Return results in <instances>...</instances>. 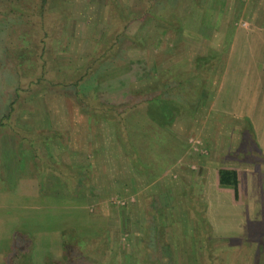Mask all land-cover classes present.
<instances>
[{
	"label": "rangeland",
	"instance_id": "374dc122",
	"mask_svg": "<svg viewBox=\"0 0 264 264\" xmlns=\"http://www.w3.org/2000/svg\"><path fill=\"white\" fill-rule=\"evenodd\" d=\"M8 1L4 0L2 7L8 18L0 17V26L10 29L8 44L15 43L13 29L20 31V24L29 41L24 47L14 48L23 77L37 74L36 62L43 44L35 42L40 38L35 40L33 33L41 37L44 30H49L46 36L51 44L46 49L45 76L38 86L20 93L16 110L9 118L18 131L17 137L0 129V264H10V258L17 264H138L141 251L151 260L149 264H199L207 254L206 244H210L208 254L214 257V264H235L232 259L237 256L249 264L248 258L254 259L257 244L263 240L262 214L259 222H252L247 215L244 228L237 230L239 234L235 230H214L210 223L201 232L195 219L198 215L191 209L203 205L206 211V204L198 193L192 194L194 204L183 201L179 169L165 166L163 172L166 179L161 188L168 183L173 193L155 192L159 184L147 187L151 182L131 167L121 149L117 151L115 127L112 129L103 116L89 119L79 101L86 99L93 112L105 109V103L94 100L95 106L93 98L86 96L95 88L87 90L81 84L85 83L82 77L97 73L99 81L110 86L125 85L116 92L119 104L115 109L122 111L133 101L138 103L135 112L129 113L133 116L125 115L135 142L147 147L158 145L165 149L161 156L168 161L174 157L176 161L172 162L178 165L183 154L181 141H185L190 161L202 163L206 159L215 167L225 161L239 164L237 140L242 135L246 137L247 123L214 116L212 102L222 82L220 107L238 112L241 105L245 107L254 85L262 86L261 80H252L264 63V31L246 35L243 28L258 26L264 0H224V5L220 4L223 0H152L153 17L167 18L178 27L181 20L185 28L165 38L161 24L153 22L147 29V22L142 20L146 9L143 0H47L44 26L39 24L40 14L32 12L37 0ZM9 18L17 22H6ZM202 19L208 27L201 29ZM52 29L60 37L59 44L53 42L56 35ZM232 46L252 50V55L239 52L243 61L248 58L246 71L229 63ZM227 67L229 72L222 81ZM192 69L197 74L190 78L187 73ZM77 81L79 86H74ZM179 81L183 82L182 88ZM122 91L125 94L120 96ZM3 92L0 118L8 112L10 101L9 92ZM159 96L183 105L168 126L162 119L163 127L149 119V110ZM205 98L209 102H204ZM21 137L34 142L37 149H26ZM174 143L179 149L176 156L169 149ZM33 152L39 157L34 158ZM250 152L254 158L247 162H258L259 151ZM158 153V149L145 150L144 155L154 159ZM87 178L93 179L89 187L84 182ZM133 178L137 181H131ZM128 179L131 187L122 191ZM152 212L160 218L162 238H157L150 228L157 227L154 221L151 223ZM234 218L231 216L228 227H238ZM65 230H73L79 238L92 239L83 248L69 251L63 247ZM259 252L257 260L263 263H257L264 264Z\"/></svg>",
	"mask_w": 264,
	"mask_h": 264
},
{
	"label": "trees",
	"instance_id": "16d2710c",
	"mask_svg": "<svg viewBox=\"0 0 264 264\" xmlns=\"http://www.w3.org/2000/svg\"><path fill=\"white\" fill-rule=\"evenodd\" d=\"M10 1H8V3ZM46 1L47 0L35 1L34 6H33V11H32L34 14H40V22L41 23H39V24L42 26L45 25L44 24V18H45L44 6L46 4ZM143 1H144V5H145L146 9L144 10L145 14L143 15L144 18L142 20H145L147 22V24H148L147 29L153 22L161 24L162 26H164V28L161 30V34L164 38L166 35H169L172 32H177L178 29H179V32H182L183 29H185L183 27V23L181 22V20H179V27H178L175 25L174 22L167 21V18L153 17L152 16L153 14L150 12V8L152 6L153 1L152 0H143ZM3 2H4V0H0V17L5 16L8 18V16H6L4 11L2 10V7L5 5V3H3ZM207 2H209V1H207ZM213 3L214 2L211 1V4H213ZM220 4L224 5L225 1L224 0H223V2L221 1ZM215 6L218 9L217 1H216ZM215 6H214V8H215ZM11 10L13 12H15L16 8H13ZM22 10H24V9H21V11ZM17 13H19V11H17ZM6 22H17V20L9 18ZM202 23L203 24H201V26H202L201 29L208 27V24L206 23V21L204 19H202ZM257 25H258L257 26L258 28L264 29V11L261 13V16H260V19H259V22L257 23ZM19 27H20V31H18L16 28L13 29L14 32L12 31L13 32L12 38H15V43L14 44H8L7 39H8V34H9L10 29L8 26L7 27L6 26H0V94H4L3 91L5 90V94L7 95L9 92L8 96H10L9 97L10 101L8 103L9 104L8 112L5 113L0 118V129L5 128L6 130H9V133L11 135H15L16 137L18 135V131L11 124V122H9V120H10L9 118H12V115H13L14 111L16 110L15 103L19 99L20 93L30 91L32 86H35V85L38 86L41 83L43 76H45V70H46L47 64H48V58L46 57V54H47L46 49H48L49 48L48 46L51 44L49 42L50 40L46 36L47 33H49V30H44L41 37L39 36L38 33H33L32 36L34 39L40 38L39 41H35V42L38 45L43 44V47L41 48V51L38 54V60L36 62V65H37L36 66L37 67L36 73L37 74L35 77H30V78L23 77V75H22L23 71H22L19 63L15 60V58L16 59H18V58L15 55V52H14L15 49L14 48L24 47L26 45V42H29V41L25 39V33L23 32V28H22L21 24ZM139 28L141 30L145 29L143 24H140ZM15 31H17V32H15ZM51 32L54 35H56L53 42L55 44H59V43H57V38L59 37L58 33L53 29L51 30ZM32 43H33V40H32ZM6 44H7V46H5ZM206 59L207 58H201L199 60L203 61ZM194 64L195 63H193V65ZM196 74H197V71L195 72L194 69H192V71H189L187 73L188 76L190 75V78ZM99 77H100V75L98 76L97 73H92L90 76L82 77L81 79L84 80L85 83H81V84L87 90H91L92 88H95V89H93L95 91L94 93H90L89 95H86L87 97L90 96L93 98V104L95 106L97 104H96V102H94V100L98 101L99 104L105 103L106 107H104L105 109L101 108L102 110L97 109L98 111L93 112V111H91V109H89V104L86 101V99H84L81 96V94H79V96L82 97L81 100L79 101V103L84 108V114H86L89 119H93V117H96V116L97 117L103 116V119L105 121H107L110 126H112V129H114V127H115L114 131H115V135L117 138V142L115 141V144H117V146H118L117 151H118V149H121V152L124 153V156H126L128 163L131 165V167L136 172L142 173L145 177L151 176V177H153V180L161 177V175L164 172L165 166L167 169V168H172L175 165V163L172 162L174 157L172 158L171 161L165 160L161 156L162 150H165V149L160 148L158 145L156 147H154L152 145H149L147 147V146H144L138 142H135L134 138L132 139V137L129 133V129H128L129 124L126 123L125 115L126 114L128 115L131 112H135V111H133V109L138 106V103H135L133 101L129 107L122 109V111H118V108H116V109L114 108L115 104H119L118 103L119 101L117 100L118 97L115 95H116V92H118V91L121 92L120 88H122V87L125 88V85L120 86V88L118 86L113 87V86H110L109 84H107L105 82L99 81ZM82 80H80V81H82ZM182 83L183 82L179 81V88H182V85H183ZM112 84H113V82H112ZM74 86H79V81L75 82ZM105 90H106V92H105ZM78 93H80V92H78ZM123 94H125L124 91H122L120 96H122ZM209 97H210V95L208 96V98ZM156 99L157 100H154V106L155 107H153L149 110L150 114H151V117L148 115L150 117L149 119L150 120L152 119L155 123L157 122V124L160 125L161 127H163L164 123H166V125L168 126L172 123V121L176 120L177 116L181 113V110H183V105L180 104L179 101H176L173 99H162L160 96H159V98H156ZM205 100H207V98H205L203 101L205 102ZM203 101H201L200 103H202ZM84 102H86V104ZM204 102L202 103L203 105H205ZM91 106H93V105H91ZM129 115L133 116L134 113L129 114ZM128 117L129 116H127V118ZM144 119L147 121L146 117H144ZM161 119L164 121V123L161 122ZM236 121L239 122V120H237V119H236ZM247 122L248 123H247L246 131L252 132V127L249 124V121H247ZM132 123L133 122L131 121V124ZM8 127H9V129H8ZM110 137H111V140H113V136H110ZM21 139L24 141V143H31L30 140H28L26 137H21ZM151 139H152V137H151ZM175 144L176 143H174V145H172V147H170L169 149L172 151V154H174L176 156L175 153L179 149H178L177 145H175ZM153 149H158L160 153L156 154V156L153 157L154 159H146V157L144 155L145 150L146 151L147 150L152 151ZM169 149H167V150H169ZM93 150H96L95 154H97V152H98L97 149L93 147ZM33 153L35 154V158L39 157L36 152H33ZM249 153L250 152L248 151L247 156H245V157L247 160L251 159V161H252V158H254V157L249 158ZM251 155L253 156L252 152H251ZM262 160L264 161V158ZM173 161H176V159ZM91 165L93 166V164H91ZM92 166H87V167L89 169ZM94 169H96V168H94ZM119 171H122V170H119ZM92 173H93V170H92ZM262 175L264 176V173H262ZM239 177H240V173L235 169L221 168L219 170L220 186L223 188L233 189L235 191L236 199L239 198V195H238V189H239V183H240ZM84 182H86L87 187H89L91 185V183L93 182V179L88 180V178H87V180ZM262 184L264 185V178H263ZM262 193L264 196V187L262 188ZM192 194L193 193H181L183 201H185V202H187V201L191 202L192 201V203L194 204V197ZM179 199L182 200L180 198V196H179ZM263 200H264V197H263ZM263 208H264V205H263ZM191 212L194 213L195 215H198V216H195V219L200 224V226L198 225V227L200 228L201 232H205L207 230L206 228L209 225V222L205 216V206L201 205L200 209H197V210L191 209ZM166 214H168V213H166ZM151 216L153 217V219L151 220V223H153V221H154V223L156 224L157 227L151 226L150 228H152V231L157 233V238H160V236L162 238V232H161L162 228H161L160 223H159L160 218L158 216V213L152 212ZM262 216L264 218V211H263ZM209 227H210V225H209ZM62 237L64 238L63 239L64 240L63 241V247H64V249L69 250V251H73L74 249L83 248L84 246L87 245V241L92 239V238H90V239L85 240V239L79 238L78 235L76 234V232H74L73 230H65L62 233ZM262 238H263V240H262L261 244H257V249H258V251H260L258 254V257L260 259L262 257H264V256H262V251L264 248V232L262 234ZM19 245H20V247H23L22 244H19ZM207 246H210V244H208V245L206 244L205 248H206L207 254L203 258L204 261L200 260L199 264H214V260H213L214 257L211 254H208V253H210V247H209V251H208ZM156 247L160 250L162 249V247H159V246H156ZM145 249H146V246H145ZM258 251H256V252L258 253ZM141 252H142V257H141L140 262L138 264H149L151 262V260H149L146 256L143 255V251H141ZM257 253H256V255H254L255 257L253 260H251L252 258H248V259H250L249 264L263 263L261 260L260 261H258L259 259L257 260V257H256ZM16 257L18 258V255ZM16 257H15V259H16ZM19 258H20V256H19ZM238 258L239 259H238L237 264H244L243 261H245L246 259L244 257H238ZM9 260H10V264H17V262L14 261L12 258H10ZM61 264H64V263H61ZM151 264H153V263H151ZM155 264H158V262ZM226 264H228V262H226Z\"/></svg>",
	"mask_w": 264,
	"mask_h": 264
},
{
	"label": "crops",
	"instance_id": "0c3cea01",
	"mask_svg": "<svg viewBox=\"0 0 264 264\" xmlns=\"http://www.w3.org/2000/svg\"><path fill=\"white\" fill-rule=\"evenodd\" d=\"M260 17V16H259ZM260 19V18H259ZM245 34L247 35L250 32H255V30L264 31V29L256 27H244ZM230 52L229 63L234 64V67H240L246 71L248 69V58L246 61H243L239 52L243 50L244 54L252 55V50L249 47H239L236 49L232 46ZM237 50V51H236ZM234 59H237L238 62L234 63ZM260 73L257 71L255 73V78L252 81L257 79L261 80L262 86L257 87V83L254 85L253 90H251V96H249L246 101L245 107L241 105L240 111H230L227 108H221V96H220V84L218 92L216 94V98L213 100L212 104L215 111H212V114H215L231 119V121L239 120V123L244 121L248 123L252 127V132L246 131V137L238 138L237 149L239 150L240 158L238 159L239 164H234L231 161L222 162L221 167H215L210 162H206L205 157L202 159V163L199 160L191 159L189 153L187 152V147H184L183 143L185 141L179 142V148L182 149V156L179 159V165L175 164V169H179V192L180 193H198L201 197L203 203L206 204L205 214L207 216V220L210 223V226L213 227L214 230L221 229L222 231H229L226 233H230L231 230H235L237 234V230H241L244 228L243 223L247 220V215H250L252 218V222H259V217L263 214V193H262V177L260 173H263V164L264 161V63H261ZM229 66V65H228ZM233 68V67H232ZM254 68V67H252ZM230 67L225 69V73L223 75L222 81L228 74ZM235 70V69H234ZM246 74L250 75V72H246ZM226 80V78H225ZM254 83V82H253ZM237 100V99H235ZM39 110V109H38ZM40 111V110H39ZM214 112V113H213ZM42 113V112H41ZM209 116V115H208ZM210 118V116H209ZM234 121V122H235ZM86 126L87 121H86ZM247 128V124L245 125ZM5 129V128H4ZM182 132H179V137ZM248 133V134H247ZM253 133V134H252ZM90 135V134H89ZM181 139L185 140V137H181ZM245 139V140H244ZM30 145H27L22 140V144L26 149H37L34 142L30 141ZM229 146V144H228ZM91 148V147H90ZM225 148V147H223ZM227 148V146H226ZM230 147H228L229 149ZM235 148V149H236ZM241 149V150H240ZM251 149H255L259 151L258 162H247L246 160L247 152L251 151ZM261 154V155H260ZM263 154V155H262ZM35 158V156H34ZM249 158H252L251 152L249 153ZM228 159V158H227ZM226 159V160H227ZM230 160V159H228ZM235 161V160H233ZM195 162V163H194ZM196 164V165H195ZM240 165V166H239ZM191 168V169H190ZM221 168L227 169H235L240 173V183L238 189L239 198L236 199L235 191L231 188H223L219 183V170ZM134 174V173H133ZM145 177V176H144ZM168 177V176H167ZM145 181L151 182L147 187H153L155 184H159V190L155 192L159 193H173L168 187L170 184L166 183V187L162 189L161 182L166 179L165 173L161 175V177L152 179L145 177ZM131 181H137V179L133 178ZM130 179L128 182H124L122 186V191L126 189V187H131ZM160 182V183H159ZM164 182V181H163ZM161 188V189H160ZM148 188L146 189V191ZM1 192V191H0ZM145 190L143 191V193ZM147 193V192H146ZM238 205V208L236 207ZM235 209V210H234ZM217 215H222V217H215ZM231 216H235V220H238V227L230 228L228 227L231 223ZM263 217V216H262ZM261 218V217H260ZM226 227V228H224ZM226 233L224 236H226ZM247 237V236H244ZM232 259V261L237 264L238 258ZM225 261H229V259H225Z\"/></svg>",
	"mask_w": 264,
	"mask_h": 264
}]
</instances>
